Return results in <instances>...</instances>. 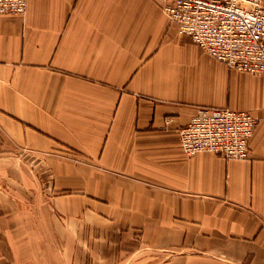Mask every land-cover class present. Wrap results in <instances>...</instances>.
<instances>
[{"label": "crops", "instance_id": "obj_1", "mask_svg": "<svg viewBox=\"0 0 264 264\" xmlns=\"http://www.w3.org/2000/svg\"><path fill=\"white\" fill-rule=\"evenodd\" d=\"M166 2L0 15V264H264V74L178 33ZM202 105L252 112L249 158L185 154Z\"/></svg>", "mask_w": 264, "mask_h": 264}, {"label": "built area", "instance_id": "obj_2", "mask_svg": "<svg viewBox=\"0 0 264 264\" xmlns=\"http://www.w3.org/2000/svg\"><path fill=\"white\" fill-rule=\"evenodd\" d=\"M27 5L0 0V15L24 13ZM162 9L178 33L229 68L264 74V0H168ZM257 123L246 109L202 105L179 129V139L187 156L211 151L247 159Z\"/></svg>", "mask_w": 264, "mask_h": 264}]
</instances>
